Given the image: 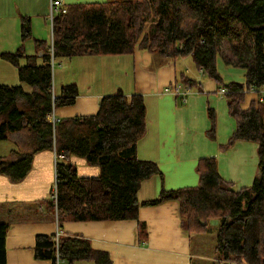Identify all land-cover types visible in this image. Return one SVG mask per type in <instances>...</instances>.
I'll return each instance as SVG.
<instances>
[{"label": "trees", "instance_id": "trees-1", "mask_svg": "<svg viewBox=\"0 0 264 264\" xmlns=\"http://www.w3.org/2000/svg\"><path fill=\"white\" fill-rule=\"evenodd\" d=\"M32 37L31 19L22 18V39ZM42 49L44 41L36 40ZM148 50L163 60L192 58L198 70L226 88L229 113L237 127L224 150L239 140L259 144L258 173L251 186L238 189L222 177L216 158H203L195 187L163 189L152 200L140 202L141 183L160 173L157 163L136 156V147L147 126L145 98L118 90L105 95L97 114L53 121L57 108L74 105L79 96L75 83L54 91V63L77 55L132 54ZM2 58L19 68L22 85L0 84V140L27 130L29 151L16 152V159L2 163L0 172L13 182L23 180L35 153L51 149L57 154V198L50 197L60 222L75 220H139L141 205L168 200L181 204V221L189 233L207 230L210 220L220 221L217 250L223 264H264V0H108L73 4L53 17V42L42 54L27 55L23 48L5 52ZM27 59L22 66L20 60ZM245 69V82L226 81L218 71V60ZM179 80L191 87L198 80L182 73ZM221 87V88H222ZM259 96L250 107L243 104L249 92ZM23 105L20 104V100ZM212 132H215L214 112ZM98 165V177L83 178L71 155ZM209 220V221H208ZM208 221V222H207ZM9 224L0 223V264L7 261ZM36 259L52 264H75L92 260L112 264L107 252L94 249L81 235L38 234Z\"/></svg>", "mask_w": 264, "mask_h": 264}, {"label": "crops", "instance_id": "crops-1", "mask_svg": "<svg viewBox=\"0 0 264 264\" xmlns=\"http://www.w3.org/2000/svg\"><path fill=\"white\" fill-rule=\"evenodd\" d=\"M56 1H61L66 9L73 4L108 0H0L1 85H22L28 93L35 90L21 82L19 68L1 55L23 48L25 54L37 55L36 62L42 65V54L53 42ZM23 17L31 19L32 27V37L25 41ZM36 40L45 42L42 49L37 47ZM20 63L26 65L27 59L22 58ZM54 67L56 94L67 84L75 83L79 89L76 103L57 108L56 119L95 115L102 97L118 90L127 95L144 96L147 126L137 143L136 156L157 163L160 173L141 183L140 202L157 198L164 188L198 186L197 167L203 158H216L222 177L239 184V189L252 185L258 172L259 144L239 140L229 149L222 148L229 142L237 123L229 113L227 98L220 93L222 85L204 78L205 73L194 62L190 65L186 58L163 60L148 50L138 49L132 54L59 58ZM218 71L226 81L246 80L245 69L227 66L220 59ZM183 72L196 78L198 83L193 87L184 84L179 80ZM176 88H180L179 94ZM258 96L256 91L249 92L243 106L250 107ZM23 101H19L21 105ZM211 111L214 112V133ZM28 138L29 133L23 130L0 140L1 162L15 160L18 151H29ZM58 159L64 158L57 157L51 149L35 153L30 171L19 182L0 172V223L9 224L5 264H52L51 260L34 256L38 234L81 235L94 249L107 252L112 264H193L191 234L182 226L181 204L177 200L141 205L139 220L82 221L69 217L60 222L58 211L49 203ZM69 160L77 166L80 177H98L101 173L100 166L89 164L85 157L74 154ZM76 264L97 263L81 260Z\"/></svg>", "mask_w": 264, "mask_h": 264}, {"label": "rangeland", "instance_id": "rangeland-1", "mask_svg": "<svg viewBox=\"0 0 264 264\" xmlns=\"http://www.w3.org/2000/svg\"><path fill=\"white\" fill-rule=\"evenodd\" d=\"M186 59L188 63L191 65L193 62V61L191 62L192 58L191 60L189 58H186ZM177 64L180 69L181 66L179 64V61H177ZM204 78L210 80V77L206 74H204ZM235 186L237 188L240 187L239 184L238 185L236 184ZM249 186H251V184ZM219 230H220V221L219 219L214 218L209 221L207 230L201 233L191 234L193 264H223L224 263L220 253L217 250V237H218ZM230 263L239 264L238 262H235V261L230 262ZM226 264H229V263H226Z\"/></svg>", "mask_w": 264, "mask_h": 264}, {"label": "built area", "instance_id": "built-area-1", "mask_svg": "<svg viewBox=\"0 0 264 264\" xmlns=\"http://www.w3.org/2000/svg\"><path fill=\"white\" fill-rule=\"evenodd\" d=\"M53 5L56 7V8H55L56 13H57V12H60V11H63V12L66 11L65 6L62 4L61 1H56ZM54 65H55V63H54ZM175 92H176L177 94H179V93H180V88H176V89H175ZM189 92H190V91L188 90V92H186V93H189ZM225 92H226V88H225V87L220 88V93H221V94H225ZM51 119H52L53 121H55V122L59 120V119H56V117L54 116V114L51 116ZM51 197H52V198H57V186H56V181H55V184H54L53 189H52V192H51ZM58 236H59V235H58Z\"/></svg>", "mask_w": 264, "mask_h": 264}]
</instances>
